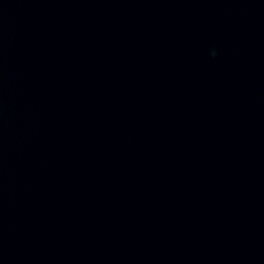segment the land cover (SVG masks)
<instances>
[{
    "label": "water",
    "instance_id": "obj_1",
    "mask_svg": "<svg viewBox=\"0 0 264 264\" xmlns=\"http://www.w3.org/2000/svg\"><path fill=\"white\" fill-rule=\"evenodd\" d=\"M0 264H264V0H0Z\"/></svg>",
    "mask_w": 264,
    "mask_h": 264
},
{
    "label": "clouds",
    "instance_id": "obj_2",
    "mask_svg": "<svg viewBox=\"0 0 264 264\" xmlns=\"http://www.w3.org/2000/svg\"><path fill=\"white\" fill-rule=\"evenodd\" d=\"M213 55H215V53H213Z\"/></svg>",
    "mask_w": 264,
    "mask_h": 264
}]
</instances>
